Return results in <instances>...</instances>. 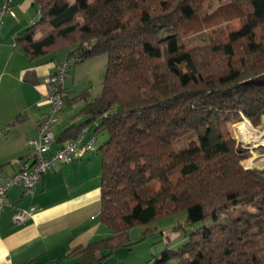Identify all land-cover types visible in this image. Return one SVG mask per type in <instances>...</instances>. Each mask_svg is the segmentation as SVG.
I'll return each mask as SVG.
<instances>
[{"label":"trees","instance_id":"trees-1","mask_svg":"<svg viewBox=\"0 0 264 264\" xmlns=\"http://www.w3.org/2000/svg\"><path fill=\"white\" fill-rule=\"evenodd\" d=\"M223 1L33 0L38 19L17 39L29 59L66 51L71 70L107 57L100 93L84 89L72 100L86 101L89 121L100 120L95 137H108L96 152L100 219L111 235L77 252L131 246L133 226L185 211L200 225L155 264H264V171L243 170L246 151L229 129L264 117V0H230L203 14V25L240 20L204 59L181 42L185 22ZM214 57L224 65L208 70Z\"/></svg>","mask_w":264,"mask_h":264},{"label":"crops","instance_id":"crops-1","mask_svg":"<svg viewBox=\"0 0 264 264\" xmlns=\"http://www.w3.org/2000/svg\"><path fill=\"white\" fill-rule=\"evenodd\" d=\"M13 9L15 17L5 16L0 28L2 181L31 161L29 140L37 136L39 122L50 109L45 97L47 79L56 71L58 62L67 57L65 51L58 53L59 56L29 59L17 39L38 19V11L33 0H14ZM40 35L37 32L33 37ZM106 63L107 57L98 55L69 71L64 85V94L69 101L64 102L53 127L54 140L49 153L65 142L74 141L65 139L66 132L78 124H84L82 128H86L84 140L94 138L95 150L51 165L31 194H25L20 186L8 190L6 205L0 211V264H61L72 257L79 259L96 251L103 254L98 258V264H107L106 258L115 255L117 248L110 250L102 246L88 254L77 252L79 248L99 243L111 235L100 219L101 161L96 149L101 144L96 146L95 137L100 120L89 121L90 117L83 111L86 101L72 100L76 91L89 89L91 97L100 93ZM29 72L31 75L27 76ZM97 78L99 83H95ZM96 84H100L99 89ZM69 107L72 109L68 110ZM92 122L93 126L90 125ZM31 207L34 211L25 220L15 221L14 214L18 209ZM179 242L181 239L172 247ZM161 250L155 249V252Z\"/></svg>","mask_w":264,"mask_h":264},{"label":"rangeland","instance_id":"rangeland-1","mask_svg":"<svg viewBox=\"0 0 264 264\" xmlns=\"http://www.w3.org/2000/svg\"><path fill=\"white\" fill-rule=\"evenodd\" d=\"M229 1L230 0H224L223 2H215L211 6H204L197 11L198 14L194 19L184 23L185 26L181 35V42L186 49L196 50V52L200 53L201 58L204 59L205 55H207V50L209 49L210 45L226 42L229 33L240 27L239 18L232 15L228 20L222 19L218 23L210 25H203L201 24L202 22H200L203 14L206 13V16L211 15L210 13H212L214 9H216L222 3ZM63 52L65 51L60 53L63 54ZM59 54L56 55L59 56ZM211 60L214 61V63H211ZM210 61H204V64L209 66L208 70H215L221 65H224L223 62L218 61L215 57L210 59ZM95 83H99L98 78L95 80ZM96 85L99 89L100 84ZM70 109H72V107H69L68 110ZM246 122L256 130L264 129V117H262L261 123L258 126L252 124V122L245 117L241 118L239 122L229 125L230 134L234 138L236 145L241 146V148L246 151V156L240 161V166L243 168V170L264 171V164H259L260 160L264 161V143H262L260 140L258 142L253 137L252 138L254 140L249 142V136H251V134H249V131L246 129ZM90 125L93 126L94 122L90 123ZM240 129L242 134L240 133ZM106 138L108 137L105 132L98 133L96 146L98 144H103ZM181 145L182 143L179 144V146ZM255 156H259V158H255L254 162L251 161L250 159ZM185 220V211H180L178 213H172L159 217L148 224H138L133 226L129 231V236L132 241L131 246H122L117 248L115 255L106 258V263L155 264L152 260V255L155 253L159 254V252H155V249L156 251L157 249L160 251L166 247L171 248L173 244H175L180 239L182 241L186 235H188L191 231H193V229L200 225L199 222L187 223ZM147 229H151V232L144 234L148 231ZM177 238H179V240H175ZM101 255L103 254L96 251L91 255H87L79 259L72 257L61 264H98V258ZM160 260L161 258L158 259L159 263L157 264H178V259L176 258H171L165 262H160Z\"/></svg>","mask_w":264,"mask_h":264},{"label":"built area","instance_id":"built-area-1","mask_svg":"<svg viewBox=\"0 0 264 264\" xmlns=\"http://www.w3.org/2000/svg\"><path fill=\"white\" fill-rule=\"evenodd\" d=\"M13 0H2L0 5V28L5 16L15 17ZM71 61L62 60L56 71L47 79L48 89L45 97L50 103V109L39 122L37 136L29 140L32 149L30 162H26L4 181L0 177V211L6 205V194L13 186H20L25 194H31L36 190L43 174L56 162H65L72 156L80 157L85 152L94 151L92 140H84L86 128H82L74 141L63 143L57 149L49 153L54 140L53 127L58 122V113L63 108V85L68 76ZM34 208L18 209L14 214L15 221L25 220Z\"/></svg>","mask_w":264,"mask_h":264},{"label":"bare ground","instance_id":"bare-ground-1","mask_svg":"<svg viewBox=\"0 0 264 264\" xmlns=\"http://www.w3.org/2000/svg\"><path fill=\"white\" fill-rule=\"evenodd\" d=\"M246 129L249 131V134H251V136H249L250 137L249 142L256 139L258 142L260 140V141H262V143H264V129L256 130L253 127H251L247 122H246ZM259 164L260 165L264 164V161H262V162L260 161Z\"/></svg>","mask_w":264,"mask_h":264}]
</instances>
